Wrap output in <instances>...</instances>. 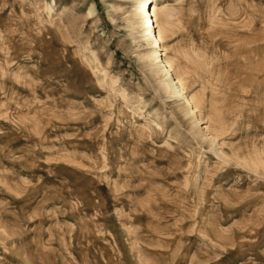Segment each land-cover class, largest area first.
<instances>
[{
    "label": "rangeland",
    "instance_id": "374dc122",
    "mask_svg": "<svg viewBox=\"0 0 264 264\" xmlns=\"http://www.w3.org/2000/svg\"><path fill=\"white\" fill-rule=\"evenodd\" d=\"M145 1L0 0V264H264V0Z\"/></svg>",
    "mask_w": 264,
    "mask_h": 264
},
{
    "label": "bare ground",
    "instance_id": "6f19581e",
    "mask_svg": "<svg viewBox=\"0 0 264 264\" xmlns=\"http://www.w3.org/2000/svg\"><path fill=\"white\" fill-rule=\"evenodd\" d=\"M147 2H148V0H146L145 2H143L141 4V9L140 10L142 11V14L144 15L145 28L148 31L147 33H149L150 37L152 38V44L158 45L160 43V41L162 40V38H161L160 33L159 34H154V32H153V30H154L153 28L156 27V26H155L154 21L152 20V16H151V5H152V3L149 4ZM141 19H143V18L141 17ZM166 21H167V19H166ZM143 23H144V21H143ZM179 88H180V91L182 92L183 89L181 87V84L179 85Z\"/></svg>",
    "mask_w": 264,
    "mask_h": 264
}]
</instances>
